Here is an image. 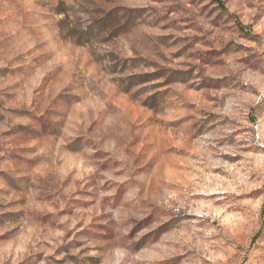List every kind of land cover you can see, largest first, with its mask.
I'll return each mask as SVG.
<instances>
[{"label": "rangeland", "instance_id": "374dc122", "mask_svg": "<svg viewBox=\"0 0 264 264\" xmlns=\"http://www.w3.org/2000/svg\"><path fill=\"white\" fill-rule=\"evenodd\" d=\"M0 264H264V0H0Z\"/></svg>", "mask_w": 264, "mask_h": 264}, {"label": "trees", "instance_id": "16d2710c", "mask_svg": "<svg viewBox=\"0 0 264 264\" xmlns=\"http://www.w3.org/2000/svg\"><path fill=\"white\" fill-rule=\"evenodd\" d=\"M216 1H218V2H219L220 0H216Z\"/></svg>", "mask_w": 264, "mask_h": 264}]
</instances>
